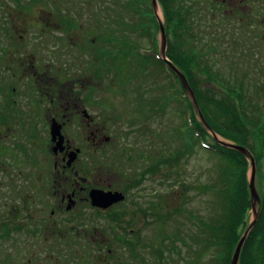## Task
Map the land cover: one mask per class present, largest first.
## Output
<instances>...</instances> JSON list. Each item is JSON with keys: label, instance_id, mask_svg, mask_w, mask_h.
Listing matches in <instances>:
<instances>
[{"label": "rangeland", "instance_id": "obj_1", "mask_svg": "<svg viewBox=\"0 0 264 264\" xmlns=\"http://www.w3.org/2000/svg\"><path fill=\"white\" fill-rule=\"evenodd\" d=\"M68 1L72 3L70 0H2L9 6V10H14L15 5L28 6L20 15L22 17L21 31L15 39V43L18 44L16 46L19 48L17 56H20L22 61L23 56H37L42 57L45 64H53V71H57L62 65L63 70H68L69 75H77L80 69L76 67L80 65L85 66L86 74L95 72L98 75L93 78V81H86L85 95L82 96L88 97L85 103L86 110L96 118L93 125L100 126L111 141L110 146L103 153L95 155L92 149L84 152L81 175L87 178L90 176V179L94 181V178L97 179L98 174H101L110 190L121 192L126 195V198L124 202L111 209L109 207L107 212H100V214H97L98 210L87 204L80 205L79 212H69L68 222L59 223V227L62 224L67 226L68 236H65L67 234L65 231L60 232L58 227L53 230L51 224L47 233L40 232L30 240L28 239L31 246L29 243L24 245L27 240L21 234L11 235L14 242L9 238L5 241L0 239V264H56L48 261L52 255L62 256L61 247L60 249L52 248L51 244L55 240H59L71 255L79 256L81 262L78 264H99L96 260L99 245L97 241L103 236L115 252L109 256L112 263L212 264V252H208V256L204 257L195 243V238L205 228L203 223L213 222L215 214H220L216 211L221 203L216 195L207 190L208 185L212 184L215 178L212 174L215 164L212 156L208 157L200 145V147H189L190 150L181 155L177 165L173 163L170 168L151 174L147 171L158 159L166 158L167 160L171 157V153L176 154L177 149L183 146V140L178 135L181 130L184 134V121L179 111L180 97L174 101L171 99L166 111L157 115L152 121L145 122L136 128L137 130L130 131L128 119L137 104V92L143 93L147 90L146 96L157 93L158 96L169 97L172 89L164 75L157 69L153 71L152 67L148 68V72L139 79L132 70L135 59H130L131 68L126 70L125 68L116 70V65H113L110 71H104L108 67L104 66L106 62L102 66L101 56L103 55L100 52L104 46L100 44L108 45L106 37L110 34L108 32L110 27L114 31L117 29L114 23L115 12H110L109 9L103 11L102 0H97L95 10H93L95 7L88 4L76 6V2L65 5ZM211 3L215 6L217 13L221 8L225 11L219 15L215 10L214 14L210 13L209 16L217 20H222L226 16V21L223 24L210 22L211 32H215V35L203 36L207 37L205 40L199 39L196 44L197 49L205 50L201 52L209 60L213 68L211 72L218 73L225 84H232L241 79L248 87L255 89V100L261 107L259 111L264 114V0H246L245 3L239 0H226L224 3L222 0H202L198 5L203 6L201 9L210 12L213 11L209 9ZM240 5L243 6L240 7ZM56 6L59 7L56 8ZM54 8L58 11L63 10V17L66 18L58 19L57 13L53 14ZM154 9L160 22H163L161 8L156 5ZM226 9H231V12H227ZM205 11L202 13L205 14ZM202 13H199L201 17L197 18L199 25L203 24ZM48 14H50L49 18ZM93 14L97 17L103 15L105 18L104 25L97 36H95L96 25L89 20ZM124 33L123 30L118 29L116 36L119 37ZM128 36L131 40V33H128ZM158 39L162 50V33L158 35ZM208 45L212 46L211 49H207ZM160 54L162 57V53ZM131 73L134 74L135 79L129 78ZM71 76L66 88L77 93L80 91V82L77 80L76 84L72 83V79L76 77L71 78ZM216 83L219 84L218 81ZM216 83L215 86L212 83L214 88ZM185 91L198 116L192 95L186 89ZM125 114L128 116L125 117ZM145 127L147 136L142 132H136ZM90 130L91 128H87L85 133L83 132L85 144L78 138L83 130L77 127L70 128V136L78 139L77 146H81V142L86 147L92 142ZM208 131L210 142L212 138L220 144L221 142L232 144ZM23 146L26 149L21 148L20 152L9 153L8 150L0 156V193L16 196V193L20 191L23 193L22 196L24 192L27 195V191L23 192L18 188V185L21 186L22 183L20 181L33 175L46 177L44 174L38 175V171L30 167V165H36L37 154L28 143ZM120 155H122L121 160H119ZM27 156L31 159L35 156L33 162L29 163ZM112 156L118 157L120 165L113 164L116 161L111 159ZM131 156L132 159L127 161V158ZM104 172H108L109 175L107 176ZM45 173H49V169ZM248 178L250 184L251 169L248 172ZM218 183L215 188L219 187ZM131 185H135V188L131 189ZM24 186L27 185L24 184ZM261 186L255 173V189L258 195ZM251 199L253 201L252 195ZM256 209L258 212L257 206ZM144 211L147 215H142ZM5 213L8 212H0V220ZM249 215L251 224L255 218L253 209ZM119 218H124L129 222V225H125L135 229L134 242H138L136 248L138 253L135 257L119 249L122 244H127L125 238L117 241L114 239L116 232L120 231L122 236L125 233L124 230L116 228ZM120 225L124 226L122 223ZM101 241L104 242V240ZM105 254H108L107 250ZM195 254H199L202 260H199L200 258H197ZM59 264L66 263H61L59 260Z\"/></svg>", "mask_w": 264, "mask_h": 264}, {"label": "trees", "instance_id": "obj_2", "mask_svg": "<svg viewBox=\"0 0 264 264\" xmlns=\"http://www.w3.org/2000/svg\"><path fill=\"white\" fill-rule=\"evenodd\" d=\"M70 1L72 3L68 1L65 5L76 2V6L88 4L95 7L98 3L97 0L96 2L95 0ZM200 1L202 2V0H157L164 18L166 57L183 73L194 92L198 116L181 80L160 57L158 39L161 33L160 20L153 8L152 0H102L103 11L109 9L110 12H115L116 20L107 19H113L117 29L114 31L110 27L108 30L110 34L106 37L108 45L100 44L104 46L100 52L103 55L101 62L102 66L106 62L104 66L108 67L104 71H110L113 65H116V70L120 68L126 70L131 68L130 59H135L132 70L139 79L148 72V68L152 67L153 71L157 69L164 75L172 89H168L171 90L169 97L158 96L157 93L146 96L147 90L143 93L137 92V104L129 115V119L127 118L131 127L130 131L145 122L152 121L157 115L166 111L171 99L174 101L180 97L179 111L184 121V134L181 130L178 135L183 140V146L177 149L176 154L171 153V157L167 160L166 158L158 159L147 171L151 174L170 168L173 163L177 165L181 155L190 150L189 147L201 146L208 157L212 156L215 163L212 174L215 178L214 182L208 185L207 190L216 195L221 203L216 211L220 214H215L213 222L203 223L205 228L195 238L198 251L204 257L208 256V252H212V264H231L236 247L250 226L249 213L253 209V202L248 178V172L251 169L250 158L237 149L221 145L212 138L210 142L208 130L251 152L256 163V175L262 186L259 189L260 201L257 204L258 217L242 247L238 264H264V114L259 111L261 107L255 100V89L248 87L241 79L232 84H225L218 73L215 75L211 72L213 68L205 54L201 52L203 49H197L196 44L199 39L205 40L215 35V32H211L212 22L223 24L226 21V16H222V20L210 17L209 14H214L216 10L215 6L211 3L209 9L213 11H205L201 9L203 6L199 7ZM56 8L53 9V14L57 13L58 19L59 17L61 20L65 19L64 11H58ZM95 9L96 7L93 10ZM202 11H205V14ZM223 11L225 9L221 8L218 10L219 13L217 10L216 13L221 15ZM65 13L68 14V12ZM199 13L204 15L201 25L197 20L201 17ZM103 17V15L97 17L93 14L89 19L96 25L95 36L104 25ZM208 20L209 24H207ZM118 29L126 34L116 36ZM128 33L132 35L131 40L128 38ZM211 47L208 45L207 49ZM134 74L131 73L129 78L135 79ZM217 81L219 84L216 83ZM212 83L214 86L216 83L215 88ZM126 116L128 115L125 114ZM141 129L136 132H142L147 136L145 133L147 128ZM131 159L132 156L127 158V161ZM113 164L120 165L117 162ZM216 183L219 187L215 188ZM133 186L135 185H131V188ZM142 215H147V212L144 211ZM121 223L129 225L124 218L118 219L117 224ZM124 245L127 244L124 243ZM195 255L202 260L199 254Z\"/></svg>", "mask_w": 264, "mask_h": 264}, {"label": "flooded vegetation", "instance_id": "obj_3", "mask_svg": "<svg viewBox=\"0 0 264 264\" xmlns=\"http://www.w3.org/2000/svg\"><path fill=\"white\" fill-rule=\"evenodd\" d=\"M239 1L245 3L246 0ZM27 8L28 6L15 5L14 10H9V6L0 0V156L8 150L9 153L20 152L21 148L26 149L23 145L28 143L37 154L36 165L30 167L38 171V175L44 174L46 177L33 175L20 181L22 183L18 188L23 192L27 191V195L24 192L25 197L20 191L16 196L0 193V212H8L3 214V219L0 220L2 221L0 239L5 241L9 238L13 241L11 236L13 233L21 234L27 240L24 245L29 243L31 246V242L28 241L40 232L47 233L51 224L53 230L58 227L60 232L65 231L67 233L65 236H68L67 226L62 224L59 227V223L68 222L67 214L79 212L80 205L92 206L99 211L97 214H100L124 201L113 204L109 209L93 206L91 191L113 190H110L101 174H98L97 179L94 178L96 183L90 179V176L87 178L81 175L84 152L92 149L95 155L103 153L110 146L111 141L100 126L93 125L96 118L86 110L85 103L88 97L82 96L85 95L86 81H93L98 75L95 72L92 73L93 75L86 74L85 66L80 65L76 67L80 69L77 75H69L68 70H63L62 65L58 72L53 71V64H45L42 57L37 56H23L22 61L21 57L17 56L19 48L15 39L21 31L20 15ZM226 11L231 12V9ZM69 76L76 77L72 79V83L76 84L77 80L80 82V91L77 93L66 88L69 84ZM76 127L83 130L78 138L84 144L86 139L83 138V132L91 128L92 142L86 147L80 141L81 146H77L78 139L75 136L71 138L70 128ZM117 158L111 157L118 163ZM33 159L27 156L29 163L33 162ZM48 169L49 173H45ZM104 174L109 175L108 172ZM24 184L27 186L23 187ZM133 188L135 186L131 189ZM116 228L124 230L125 233L122 236L120 231L116 232L115 241L123 238L127 240V245L122 244L119 249L135 257L138 253L136 249L138 242H134L135 229L119 224ZM104 238L105 236L96 240L99 243L96 260L99 264H116L112 263L109 257L115 252ZM51 245L56 249L61 247L62 251H59L62 256L52 255L48 261L56 264H59V260L66 264L81 262L79 256L71 255L59 240L53 241ZM106 250L108 254H105Z\"/></svg>", "mask_w": 264, "mask_h": 264}, {"label": "water", "instance_id": "obj_4", "mask_svg": "<svg viewBox=\"0 0 264 264\" xmlns=\"http://www.w3.org/2000/svg\"><path fill=\"white\" fill-rule=\"evenodd\" d=\"M152 4H153V7L155 8V6L157 5V1L152 0ZM160 29H161V33H162V39H163V46H162V50H161L162 59L166 60L167 64L171 67V69L178 75V77L181 80V82L183 83L185 89L187 91H189L190 95H192V99H193V102H194L196 108H198L196 100H195V96H194L193 92L191 91L184 75L177 69V67H175L173 64H171L170 61L166 57V36H165L164 26L162 24L160 25ZM54 130L55 129L53 128V134H54ZM221 144L223 146H227L230 148L237 149L238 151H240L244 155L248 156L250 158V161H251V178H250V184L249 185H250L251 195L253 198L252 207H253V212H254L255 218L251 222L249 228L246 230V232L243 235V237L241 238V240L239 241L237 248L234 252L231 264H238L239 256H240L243 244H244L250 230L253 228V226L257 220V217H258V212H257L256 206H257V203H259V201H260V197L257 194L256 189H255L256 163H255V160H254L251 152L247 148L241 147V146H236V145L225 143V142H221ZM91 199H92L93 206L101 208V209H108L113 204L118 203L120 201H124L125 195L123 193L117 192V191L114 192V191L93 190V191H91Z\"/></svg>", "mask_w": 264, "mask_h": 264}]
</instances>
